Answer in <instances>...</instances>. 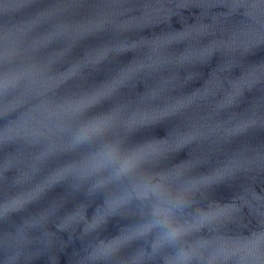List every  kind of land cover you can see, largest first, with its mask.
<instances>
[{"label":"water","instance_id":"1","mask_svg":"<svg viewBox=\"0 0 264 264\" xmlns=\"http://www.w3.org/2000/svg\"><path fill=\"white\" fill-rule=\"evenodd\" d=\"M180 102L163 163L85 162ZM158 209L195 227L167 240ZM261 236L264 0H0V264H264Z\"/></svg>","mask_w":264,"mask_h":264},{"label":"snow or ice","instance_id":"2","mask_svg":"<svg viewBox=\"0 0 264 264\" xmlns=\"http://www.w3.org/2000/svg\"><path fill=\"white\" fill-rule=\"evenodd\" d=\"M136 69H126L124 72V79L127 75L135 74ZM124 79L118 78L117 84L120 86L117 88L115 85L111 88L114 93L119 91L123 87ZM104 93H99L92 100L83 99L79 102L78 111H84L88 108H99L104 100ZM184 107L183 102H180L178 108L172 110L161 111L158 115H149L148 112H144L139 119L129 124L128 137L123 141L116 143L107 144L103 151L95 156L88 158L85 162L92 165L93 167H102L104 161L117 163L119 165L118 175H131L136 171H140L145 168L147 164H160L166 159L171 157L173 153L168 150V137L176 130L174 124L178 121L176 117L178 112ZM116 115L113 113L107 116H101L93 120L82 132L78 141H83L90 136L101 135L109 131L110 126L113 125L116 120ZM163 129L164 136L154 134V130ZM182 130V129H181ZM141 133H153L146 136L145 139L136 140L135 136ZM194 137V136H193ZM193 137L190 139L192 140ZM185 142V141H181ZM201 207L204 209L203 212L199 213V221H210L215 217L219 216L221 209L217 206L210 205V202L205 201ZM156 217H160L158 223L167 229V240H176L189 235L195 225L185 224L184 217H175L172 220L166 218L163 213L158 209ZM139 223L137 220L126 221V227L130 228L135 224ZM152 225H146L141 232H146ZM125 238L121 235L120 238L112 239L107 248L112 250L116 246L120 245ZM264 242V236L256 237L253 241H248L247 244H260ZM242 264V262H238Z\"/></svg>","mask_w":264,"mask_h":264}]
</instances>
